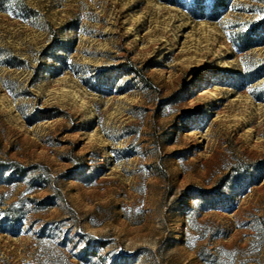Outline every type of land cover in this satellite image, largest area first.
Here are the masks:
<instances>
[{"label": "rangeland", "instance_id": "374dc122", "mask_svg": "<svg viewBox=\"0 0 264 264\" xmlns=\"http://www.w3.org/2000/svg\"><path fill=\"white\" fill-rule=\"evenodd\" d=\"M0 0V264H264V0Z\"/></svg>", "mask_w": 264, "mask_h": 264}, {"label": "trees", "instance_id": "16d2710c", "mask_svg": "<svg viewBox=\"0 0 264 264\" xmlns=\"http://www.w3.org/2000/svg\"><path fill=\"white\" fill-rule=\"evenodd\" d=\"M204 0H196V4L194 9L192 10V14L199 18L205 17V5L203 3ZM213 16H218L222 14L224 9H226L229 5L230 0H213Z\"/></svg>", "mask_w": 264, "mask_h": 264}]
</instances>
